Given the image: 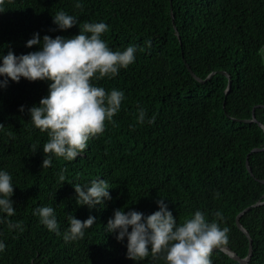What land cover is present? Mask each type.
<instances>
[{"label": "trees", "instance_id": "trees-1", "mask_svg": "<svg viewBox=\"0 0 264 264\" xmlns=\"http://www.w3.org/2000/svg\"><path fill=\"white\" fill-rule=\"evenodd\" d=\"M76 2L6 0L0 52L38 51L39 46L26 47L34 33L41 40L44 35L72 38L84 22H105L109 47L136 46V60L116 77L95 83L108 92L122 90L125 99L115 123L106 121L104 133L90 139L85 153L75 161L53 157V166L42 168L49 137L30 123L28 109L48 95L50 82L22 78L0 88V124L5 126L0 169L13 177L16 209L10 218L0 215L23 227L10 230L7 222L0 223V240L6 244L0 264H165L163 254L128 259L127 240L117 242L105 232L116 209L150 215L159 210L160 198L181 224L196 210L210 220L221 211V227L231 229L221 247L245 258L249 240L237 216L264 202V151L250 156L253 175L246 165L252 150L264 148V129L242 122L261 106L255 114L264 126V0H81L82 9ZM61 9L80 23L59 30L52 16ZM221 72L231 77L228 94L229 79ZM140 108L149 118L156 116L154 124L138 123ZM98 178L109 182L112 199L91 209L78 206L74 186ZM43 206L55 209L61 233L69 227V216L83 221L91 215L96 224L83 239L66 243L33 214ZM240 222L253 239L248 264H264V205L246 212ZM211 259L213 264H240L220 249Z\"/></svg>", "mask_w": 264, "mask_h": 264}, {"label": "clouds", "instance_id": "clouds-1", "mask_svg": "<svg viewBox=\"0 0 264 264\" xmlns=\"http://www.w3.org/2000/svg\"><path fill=\"white\" fill-rule=\"evenodd\" d=\"M7 7L6 0H0V13ZM75 7L83 8L81 0H77ZM52 18L61 31L80 23L76 15L63 9ZM109 27L105 22H84L79 34L72 38L44 35L41 40L37 32L26 42V47L39 46L38 51L19 56L13 51H8L7 55L0 52V88H7L10 81L19 83L22 78L30 82H50L48 95L41 98L39 105L28 109L30 123L41 132H47L49 137L42 149L45 154L42 168L52 167L53 157L75 161L85 153L90 139L104 133L106 121L115 123L113 118L121 109L125 93L115 88L108 92L95 81L114 78L121 69L135 63L137 47L129 45L123 51H113L103 38ZM20 111H24V106ZM137 120L139 124H154L156 116L149 118L146 110L140 108ZM4 128L0 124V131ZM36 147L33 145L34 150ZM59 180H65L63 170ZM14 189L11 173L0 169V214H6L7 218L16 214L12 200ZM111 189L109 182L100 178L90 184H76V203L90 209L101 206L112 199ZM165 200L160 198L159 210L150 215L116 209L105 232L115 235L117 242L123 243L126 239V256L135 262L149 255L156 258L163 254L165 264H213V251L228 243L231 231L227 226L221 227L225 220L223 213L216 211L215 218L210 220L205 212L196 210L181 224ZM33 214L39 216L47 230L62 235L66 243L83 239L86 231L96 224V217L91 215L83 221L75 215L69 216V227L61 233L53 207L36 208ZM6 217L0 215V223L7 222L10 230L23 231L20 222L13 223ZM5 248V242L0 240V253Z\"/></svg>", "mask_w": 264, "mask_h": 264}, {"label": "water", "instance_id": "water-1", "mask_svg": "<svg viewBox=\"0 0 264 264\" xmlns=\"http://www.w3.org/2000/svg\"><path fill=\"white\" fill-rule=\"evenodd\" d=\"M175 29H176V27H175ZM176 33H177V35L179 36L177 29H176ZM179 39H180V37H179ZM187 67H188L189 72L192 74V76H193L194 78H196V79H197L198 81H200V82H204V80H202V79L196 77V75L193 73V71L190 69L189 66H187ZM221 73L224 74V75H226V76L228 77V79H229L228 88H227V94H228V93L230 92V90H231V86H232L231 77H230V75L227 74L226 72H221ZM214 75H215V73L210 74V75L208 76L207 80H210ZM259 107H261V106H257L256 108L253 109L252 118H251L250 120H242V122H245V123H251V122H252V123H257V124H259V125L264 129V126H262V125L258 122V120H257V118H256V114H255V110H256L257 108H259ZM262 108H264V106H263ZM240 121H241V120H240ZM261 151H264V148H263V149L256 148V149L252 150V152L247 156V162H246V165H247V169H248V171L251 173V175H253V174H252V169H251V167H250V161H249L250 156H251L252 153H258V152H261ZM263 183H264V182H263ZM261 205H264V202L259 201V202H257L255 205L246 208L243 212H241V213L237 216V226H238V228H239V229H240V230H241V231L247 236V238H248V240H249V251H248V255H247L245 258H240V257H239L235 252H233L229 247H220V248H218V249L224 251L225 253H227L230 257H232L235 261L239 262L240 264H248V263L250 262L252 256H253V239L251 238L250 234L247 232V230H246V229L243 227V225L241 224L240 219H241V217H242L246 212H249L252 208H256V207H259V206H261ZM215 250H217V249H215Z\"/></svg>", "mask_w": 264, "mask_h": 264}]
</instances>
